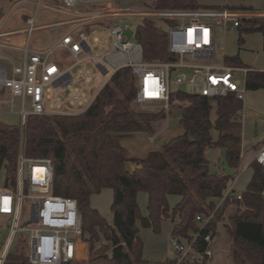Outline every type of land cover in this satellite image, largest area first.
Listing matches in <instances>:
<instances>
[{"label":"trees","instance_id":"1","mask_svg":"<svg viewBox=\"0 0 264 264\" xmlns=\"http://www.w3.org/2000/svg\"><path fill=\"white\" fill-rule=\"evenodd\" d=\"M145 6L149 11L220 9L195 0H151ZM229 8L253 10L240 6ZM237 32L239 44L243 42V33H264V17L242 19ZM133 36L141 46L144 61L176 58L168 49L167 32L157 27L152 17L144 16ZM225 62L241 64L237 54L225 57ZM245 88H264V72L249 70ZM136 90L135 76L128 66H122L111 74L81 112L29 115L22 138L18 125L0 121V171H4V186L15 183L20 145L27 157L52 159L51 191L76 199L83 238L88 243L87 261L63 264H147L137 222L157 233L164 219L172 223L171 236L192 240L197 234L193 247L205 262L203 237L210 234L213 238L217 223L224 215L228 221L224 225L232 242L231 264H264L261 165L254 159L250 161L251 177L240 198H235L225 195L230 176L212 170L205 154L206 148L224 147L225 155L221 156L231 168H238L242 143L238 111L242 101L233 93L207 97L183 90L172 91L170 107L177 102L183 132L170 138L161 150L135 157L128 155L120 140L141 131L153 134L156 123L165 117L163 111L135 110ZM213 102L216 117L212 121ZM212 130L217 133L215 138ZM106 188L112 190V224L90 201L92 194ZM140 191L146 195V215L140 213L138 206ZM171 195L179 197L172 207L168 201ZM215 199L221 202L216 204ZM211 212L213 216L206 224L196 219L197 216L204 219ZM23 243L15 245L4 264H30ZM173 262L174 259H166L161 264Z\"/></svg>","mask_w":264,"mask_h":264},{"label":"built area","instance_id":"2","mask_svg":"<svg viewBox=\"0 0 264 264\" xmlns=\"http://www.w3.org/2000/svg\"><path fill=\"white\" fill-rule=\"evenodd\" d=\"M13 2L11 9L19 3H29L35 7L34 14L25 16L23 27L2 30L0 24V113H15L18 116V129L22 138L23 128L29 115L42 114H70L65 107L79 105L83 101V93L72 88L74 77L71 69L84 61H90L100 73L112 74L116 69L113 65L121 60L125 61L135 76L137 90L134 103L138 105L154 104L168 111L170 108L171 84L187 83L192 86V92L207 97H221L233 93L237 99L243 101L246 92L245 80L249 71L246 67L230 65L222 55L215 53V28L221 26L228 29L237 28L242 19L250 17H264V12L247 9H233L223 7L198 11L162 10L143 13H126L129 16H160L172 21L167 32L168 49L176 57L165 61L148 62L142 59L141 46L137 41L126 39L123 32L128 29L127 21L114 24L111 27L113 43L111 49L103 56L92 53V46L88 43V31L85 25L102 21L107 13H71L68 8L74 7L85 0H57L59 5H45L43 0H5ZM2 0H0V3ZM41 6L58 12L72 14L67 20L46 23L42 26L50 27L67 24L69 28L50 45L42 48H29L31 33L41 27L36 25L37 11ZM173 17H190L189 23L178 24ZM199 17L211 18V21L200 20ZM15 37H22L18 43ZM12 41H11V40ZM95 44L105 45V36L94 37ZM5 48H13L22 52L20 63L4 54ZM65 50L73 61L62 66L57 61V51ZM188 55L192 61L185 59ZM124 58V59H123ZM194 59V60H193ZM188 71V75L182 73ZM240 73L242 77H238ZM78 76L87 79V70L78 72ZM111 76V75H110ZM70 89L69 96L64 99L59 95ZM93 99V98H92ZM19 106L18 109H14ZM243 108V107H242ZM238 111L239 117L240 111ZM254 160L259 163L264 172V143L258 148ZM28 169L24 175V166ZM53 163L50 157L32 158L24 155L20 145L16 176L13 186H0V216L9 218L8 230L2 234L0 242V264H4L8 253L12 250L15 236L18 232L26 233L28 240H22L30 264H63L74 261H85L88 255V243L83 238L81 216L77 201L72 197H65L52 193ZM29 191V193H27ZM264 197V186L261 191ZM225 195L240 198V192L230 186ZM25 198L33 199L30 205V227L18 226L21 203ZM213 216L209 213L204 219L206 224ZM197 234L188 240L180 236H172L171 243L176 252L172 264H205L212 258L210 247L212 238L206 234L203 240L206 247L202 255L193 247ZM15 244V245H16Z\"/></svg>","mask_w":264,"mask_h":264},{"label":"rangeland","instance_id":"3","mask_svg":"<svg viewBox=\"0 0 264 264\" xmlns=\"http://www.w3.org/2000/svg\"><path fill=\"white\" fill-rule=\"evenodd\" d=\"M127 0H112V4L115 7L120 9H129L138 12H150L148 8L143 4V2L149 3L151 0H128L130 1L129 5H124V2ZM203 4H219L224 5L228 4V7L236 6H246L252 8L253 10L264 11V0H198ZM45 5L57 6L59 5L57 0H43ZM11 4L13 2H7L2 0L0 3V24L2 25V30H11L23 27L25 25V16L34 14L35 7L29 3H19L13 9H11ZM101 4V3H97ZM106 4V3H103ZM91 1L85 0V3H79L78 5L68 8V11L71 13H79L81 11H91ZM70 15L67 13H62L49 9L45 6H41L36 15V25H41V27L36 28L29 37L28 46L29 48H35L43 46L50 41L58 38L62 35L68 28L67 24H60L56 26L45 27L42 26L46 23H51L55 21H60L62 19L68 18ZM154 24L162 29L165 32H168L170 24L167 20L160 16H151ZM143 16H129L127 18L128 29L123 32V35L126 39L134 40L133 32L137 25L141 22ZM203 19L202 17H199ZM190 17H173V21L181 23H189ZM108 26H101V22H94L90 25H85L87 31L91 30V33L88 35V43L92 46V53L95 55H103L112 47L113 36L111 32V27L114 24H121L120 19L106 20ZM228 30L223 32L221 27L217 28L216 41H215V53L217 56L225 53L229 56L237 55L241 63L246 65H252L254 68L264 71V34L260 32H249L243 34V42L238 43L237 40V28L231 27V21L228 23ZM100 35L105 36L107 42L105 45L98 46L95 44L93 37H98ZM11 40V39H10ZM14 40L18 43L22 42V37H15ZM12 41V40H11ZM240 48V49H239ZM7 56L16 59V63H20L22 52L20 50H15L11 48L4 49ZM58 54V52H57ZM73 58L66 57V60L69 62ZM185 59L192 61V58L188 55L185 56ZM194 60V59H193ZM18 61V62H17ZM81 70H87L89 77L84 79L78 76V72ZM185 75H188V71H183ZM71 74L74 77L72 88H77L83 93V101L79 105H70L67 101L64 105L58 109L61 110L64 107L72 112H81L83 111L94 94L101 87L105 79L109 76L110 71L108 70L104 74L100 73L98 69L90 62L84 61L77 64L71 69ZM238 77H242L240 73L237 74ZM171 90H183L185 92L191 93L192 86L183 82L175 83L172 82ZM59 95L66 99L69 96L70 89L62 91L58 90ZM246 101L248 105H246ZM177 102H174L168 111L161 109L159 105L154 104H144L138 105L134 103L133 107L135 110L148 111V112H159L163 111L165 117L159 120L156 123L155 132L150 134L146 131L137 132L130 137H124L120 140V144L126 149L128 155L135 157H143L147 152L152 150H161L163 145L172 137L179 135L183 132V129L179 123L180 109L176 105ZM19 106H15L14 109H18ZM240 120H241V136L244 153H247V156L244 159V162L247 161L248 157L251 156L254 158L257 148L255 145L263 138L264 136V88H259L255 90H246L245 100L243 108L240 111ZM216 117V105L212 103V110L210 112V118L212 121ZM0 121L9 124V125H18V116L15 113H0ZM212 136L216 137V131H211ZM212 148H206V156L209 159V166L212 170L223 173L230 176V183L232 179H235L234 188L237 192H242L245 189L247 182L249 181L252 171L248 167V163L240 170L231 168L222 156L220 158L214 159L211 150ZM216 164V165H215ZM28 167L24 166V175L26 174ZM4 171H0V186L4 185ZM29 193V191L27 192ZM140 195L145 193L140 191ZM172 196H170L169 202ZM33 199L25 198L20 207V215L18 226L21 227H30L33 223L30 221V205ZM91 205L98 207L99 212L105 217L106 221L109 224H112V212L110 210V204L112 201V190L102 189L101 192L92 194L90 196ZM138 201V200H137ZM172 201V200H171ZM139 203V202H138ZM96 204V206H95ZM146 199H141V204L139 203L140 213L144 215L147 211L146 208ZM9 218H2L0 216V234L8 230ZM227 216L218 221L215 235L210 243L211 249L214 251L212 259L208 264H231L230 258V247H231V238L228 234V229L224 225L227 223ZM137 227L139 229L140 237L143 241V258L150 262L149 264H160L164 258L174 259L176 257V252L171 243L170 236V222L168 219H164L160 223V230L157 233H154L150 228H144L140 225V222H137ZM23 242L22 240L27 241V234L18 232L15 236L16 241ZM13 244L12 249L15 248ZM24 245V243H23ZM98 245V244H97ZM25 247V246H24ZM25 253H28V250L25 248ZM88 259V255H87ZM87 261V260H85ZM82 261V262H85ZM207 264V263H206Z\"/></svg>","mask_w":264,"mask_h":264},{"label":"crops","instance_id":"4","mask_svg":"<svg viewBox=\"0 0 264 264\" xmlns=\"http://www.w3.org/2000/svg\"><path fill=\"white\" fill-rule=\"evenodd\" d=\"M87 1H91V3H92V5H91V8H92V10L91 11H88V12H92V13H107L109 16L107 17V18H105V19H103L102 21H99V22H101L100 24H101V26H108L109 24H108V22H106V20H114V19H120L122 22L123 21H127V18L129 17V15L128 14H126V13H130V12H134V13H143V12H138V11H133V10H129V9H120V8H118V7H115L114 6V4H112V0H87ZM197 3H199V4H201V5H205V6H218L219 8H223V7H228V4H224V5H219V4H203V3H201V2H198V0H195ZM85 3V2H84ZM97 3H101L100 5L99 4H97ZM103 3H106V4H103ZM130 4V1H125L124 2V5H129ZM143 4L145 5V2H143ZM236 7H239V6H236ZM240 7H245V8H248V7H246V6H240ZM229 8V7H228ZM252 9V8H251ZM204 10H208V9H204ZM256 11H260V12H264V11H261V10H256ZM86 11H81V12H79V13H85ZM68 15H70V17H68V18H65V19H62V20H60V21H63V20H67V19H70L71 17H72V14H68ZM138 16H140V15H138ZM203 18V17H202ZM200 19V18H199ZM200 20H204V21H211L212 19L211 18H203V19H200ZM55 22H57V21H55ZM219 26H217L216 28H215V33H217V28H218ZM221 27V26H220ZM221 29H222V31L223 32H226L228 29H223L222 27H221ZM89 33H91V30H89L88 31V35H89ZM261 33V32H260ZM244 34V33H243ZM262 34H264V33H262ZM237 35H238V32H237ZM243 36V35H242ZM59 37H61V35L59 36ZM58 37V38H59ZM58 38H56V39H54L53 41H50L49 43H47V44H45V45H43V46H40V47H35V48H42V47H46V46H48V45H50L51 43H53L54 41H56ZM88 39V38H87ZM93 40H94V37H93ZM243 40H244V38H243ZM5 49H7V48H5ZM11 49H13V48H11ZM240 49V48H239ZM16 50V49H15ZM4 51V50H3ZM58 52V54H57V61L58 62H60V64L62 65V66H67V65H69L72 61H73V59L71 60V61H67L66 60V57H71L72 58V56L67 52V51H65V50H61V51H57ZM4 54H5V52H4ZM238 54V53H237ZM6 56H7V54H5ZM104 55V54H103ZM103 55H99V56H103ZM223 57H224V59H225V57H233V56H229V55H226L225 53H222L221 54ZM9 57V56H8ZM239 57V56H238ZM124 59V58H123ZM16 59H14V62L16 63V61H15ZM18 62V61H17ZM19 62H20V59H19ZM241 62V61H240ZM17 64H19V63H17ZM124 64H125V61H123V60H121L119 63H117V64H115V65H113V67H114V69H117V68H119V67H122V66H124ZM230 65H235V66H240V67H246V68H248L249 70H260V69H257V68H254L252 65H246V64H243V63H241V64H239V65H236V64H234V63H231ZM260 71H263V70H260ZM264 72V71H263ZM105 73V72H104ZM104 73H102V74H104ZM110 75H111V73L109 74V76L105 79V81L103 82V84L101 85V87L107 82V80L109 79V77H110ZM100 87V88H101ZM99 88V89H100ZM98 89V90H99ZM93 98V97H92ZM92 98H91V100H92ZM91 100L89 101V103L91 102ZM244 100H245V95H244V99H243V101H242V107H243V104H244ZM89 103H88V105H89ZM87 105V106H88ZM246 105H248V103H247V101H246ZM73 113H77V112H73ZM264 133V132H263ZM242 137V136H241ZM263 138H264V136H263ZM262 143H264V139H262V140H260L259 142H258V144L257 145H255V147L258 149L259 147H260V145L262 144ZM211 150V152H212V155H213V157H214V159H216V158H220V156H221V153H220V148H212V149H210ZM248 153V152H247ZM247 153H244V150H243V147L241 146V158H240V164H239V166H238V168L236 169V170H238L239 168H240V170L246 165V163H248V167H249V163H250V161L252 160V159H254V158H252L251 156H249L248 157V159H247V161L246 162H244V159H245V157L247 156ZM205 154H206V150H205ZM207 155V154H206ZM216 165V164H215ZM252 171V170H251ZM234 182H235V179H232V182L230 183V186L232 187V189L234 190V191H236L235 190V188H234ZM106 189H108V188H106ZM111 190V189H110ZM146 196V195H145ZM172 196V198H171V200H170V202H169V204H170V207H172L178 200H179V197L178 196H175V195H171ZM143 198V200H144V198L146 199V197H144V195H140V193H138L137 194V202H139L140 204H141V199ZM169 199H170V196L168 197V201H169ZM221 202V199H215V203L216 204H219ZM138 203V204H139ZM93 206V205H92ZM95 206H96V204H95ZM94 207V206H93ZM97 210L99 209L98 207H95ZM99 211V210H98ZM147 214V211H146V213L144 214V215H146ZM169 220V219H168ZM169 222H170V220H169ZM169 230H170V236H171V230H172V223L170 222V227H169ZM139 235H140V233H139ZM172 237V236H171ZM214 237V236H213ZM213 239V238H212ZM231 248V247H230ZM213 251V250H212ZM213 254H214V251H213ZM212 257H213V255H212ZM166 259H168V258H164L163 259V261L164 260H166ZM212 259V258H211ZM210 259V260H211ZM147 261V264H149L150 262H148V260H146ZM163 261H161L160 262V264L163 262ZM209 262L207 261V264H208ZM206 264V263H205Z\"/></svg>","mask_w":264,"mask_h":264},{"label":"water","instance_id":"5","mask_svg":"<svg viewBox=\"0 0 264 264\" xmlns=\"http://www.w3.org/2000/svg\"><path fill=\"white\" fill-rule=\"evenodd\" d=\"M44 141H50V139L49 138H44ZM225 151H226V149L224 147L220 148V153L222 155H225ZM1 240H2V237H0V242H1Z\"/></svg>","mask_w":264,"mask_h":264}]
</instances>
